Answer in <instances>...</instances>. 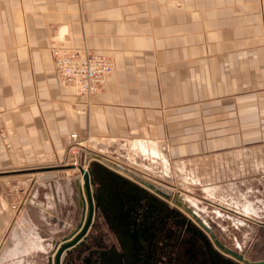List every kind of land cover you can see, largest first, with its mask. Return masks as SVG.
Returning a JSON list of instances; mask_svg holds the SVG:
<instances>
[{
    "label": "crops",
    "instance_id": "obj_1",
    "mask_svg": "<svg viewBox=\"0 0 264 264\" xmlns=\"http://www.w3.org/2000/svg\"><path fill=\"white\" fill-rule=\"evenodd\" d=\"M57 47L113 58L106 90L85 98L65 88ZM0 107V251L16 213L35 226L26 206L33 191L38 217L59 218L72 181L12 174L61 162L72 134L102 145L141 141L188 169L229 171L264 147H255L264 143V0H0ZM94 163L97 180L115 181Z\"/></svg>",
    "mask_w": 264,
    "mask_h": 264
},
{
    "label": "rangeland",
    "instance_id": "obj_2",
    "mask_svg": "<svg viewBox=\"0 0 264 264\" xmlns=\"http://www.w3.org/2000/svg\"><path fill=\"white\" fill-rule=\"evenodd\" d=\"M0 110L2 120L3 110L1 107ZM78 142L81 143V146L74 153L70 148L73 144V141L71 142L67 150L68 153L61 162L50 161L40 166V168L47 169L12 174L15 175L12 179L20 181L41 177L42 174L60 175L62 183L66 182V185L69 186V181H72L73 185L71 188L63 187V195L67 197L68 202L66 203L65 200V203L59 206V213H57L59 218L48 213H44L43 216L41 213L38 217V214L35 213L38 208H35L34 204V197L37 193L33 191L26 206L30 214L33 212L36 215L34 220L36 224L35 226L30 224L27 213L24 215V219L16 213L13 230L9 233L6 244H3L0 251V264H50L51 257L52 264L55 263L58 249L52 255L54 244H60L59 247H61L62 240L77 230L78 224L83 223L85 214L89 211L84 174L87 172L90 174V164L93 162L95 165L99 162L103 163L112 169V174H108L110 175L108 178L115 180L114 185L119 189V195H123V189L130 190L133 186L137 188L141 184L164 198H166L164 195L172 194L174 205L192 216L195 215L196 220L202 221L209 228L210 235L218 237L228 246L242 248L254 260L264 259V227L260 228L255 224H249V226H240L242 230L236 231L234 228L241 224L239 220L238 223L233 220L234 225L228 216L223 215V211L219 221L216 215V211H219L218 206L232 209L238 207V212L244 213L245 211L259 216L260 218L254 217V219L264 223V179H262L264 169L257 170L260 169L258 163L264 164V147L261 152H257L258 149H255L254 155L249 153V155L237 157L238 162H234V165L237 164V166H231L229 171L208 172L204 171L207 167L203 169L204 165H197V162L191 167L192 170L188 169V166H183L181 162L170 159L168 161L164 149L160 150L164 153L166 160L155 156L149 158V156L134 151L136 143L133 140L127 141L126 145L119 142L104 143L103 145L94 142L93 144L88 139H78ZM259 146H264V143L255 147ZM243 162L248 163V167H245L249 169V176H251L248 181H246V173L240 170V163ZM51 166H57L60 168L58 171L61 172L49 173L48 171L57 170L55 167L49 168ZM85 170L87 172L84 173ZM91 174L97 186H103L102 179L99 178L98 181L96 173L91 172ZM6 176L7 174H0V180H5ZM220 178L225 179L219 181ZM74 180L77 181L76 191ZM11 189V193L15 197L14 209L15 211L17 208L21 210L22 199L18 198L21 196V183L13 184ZM99 191L103 196L107 194L102 187L99 188ZM44 205L47 206L46 203ZM246 207L251 211H246ZM200 210L205 211L204 214ZM101 221H104L103 217Z\"/></svg>",
    "mask_w": 264,
    "mask_h": 264
},
{
    "label": "flooded vegetation",
    "instance_id": "obj_3",
    "mask_svg": "<svg viewBox=\"0 0 264 264\" xmlns=\"http://www.w3.org/2000/svg\"><path fill=\"white\" fill-rule=\"evenodd\" d=\"M91 177L95 183L93 186L89 179L94 203L99 204L96 220L91 233L68 252L64 264H264V259L254 260L242 248L228 246L210 235L209 228L195 215L174 205L172 194L164 198L141 184L138 187L145 191L133 186L123 189L121 196L115 181L97 186ZM101 187L107 192L105 196L100 194ZM218 208V221L223 211L232 224L241 222L236 231L249 224L264 227L254 219L259 216L238 212V207Z\"/></svg>",
    "mask_w": 264,
    "mask_h": 264
},
{
    "label": "built area",
    "instance_id": "obj_4",
    "mask_svg": "<svg viewBox=\"0 0 264 264\" xmlns=\"http://www.w3.org/2000/svg\"><path fill=\"white\" fill-rule=\"evenodd\" d=\"M55 72L61 84L78 96L92 98L100 95L114 74L116 65L112 58L71 48L54 49ZM2 112L0 110V120ZM6 139V135L3 134ZM78 135L72 134L73 153L81 146ZM11 148V144L7 145Z\"/></svg>",
    "mask_w": 264,
    "mask_h": 264
},
{
    "label": "water",
    "instance_id": "obj_5",
    "mask_svg": "<svg viewBox=\"0 0 264 264\" xmlns=\"http://www.w3.org/2000/svg\"><path fill=\"white\" fill-rule=\"evenodd\" d=\"M86 180H87V196H88V200H89V214H88V217L85 220L84 225L82 224V222L78 224V226H77V228H78L77 235H75V237H74V239L72 241L69 240L71 238V236L69 237V239L67 238L68 240L65 239L64 243L61 245V247L59 249V252H58V254L56 256V261H55L56 263L55 264H62L61 263V256L63 255V253L65 251H67L68 249L76 246L79 243V241L84 239L85 236L87 235L90 227H92L93 224H94L93 223L94 206H93V202H92V194H91L90 187H89V184H88V177H86ZM91 182H92V185L94 186L95 183H94L92 177H91ZM95 198L97 199L96 195H95ZM98 205L99 204L97 203L96 209H97ZM51 263H52V259H50V264Z\"/></svg>",
    "mask_w": 264,
    "mask_h": 264
},
{
    "label": "bare ground",
    "instance_id": "obj_6",
    "mask_svg": "<svg viewBox=\"0 0 264 264\" xmlns=\"http://www.w3.org/2000/svg\"><path fill=\"white\" fill-rule=\"evenodd\" d=\"M140 142H141V141H140ZM140 142H136V146H135V148H133L134 151H138V152L144 154L145 156H149V158H150V156H155V157L162 158V159H165V160H166V158H165V156H164V153L160 150V148H157V149H156L155 147H152V148L150 149V147H148L147 145L143 144L142 142L140 143ZM96 157H97V156H96ZM97 158H99V157H97ZM99 161H101L100 158H99ZM84 175H85V179H86V177H88V184H89L90 191H91V194H92L91 184H90V180H89V179H91V175L89 174V172H87V174H84ZM184 175H185V174H184ZM86 192H87V180H86ZM87 197H88V196H87ZM88 202H89V200H88ZM92 202H93V206H94V215H93V223H94V221L96 220V218H95V211L97 212V209H96V205H97V204L94 203L93 194H92ZM82 224H83V223H82ZM91 229H92V227H90V229H89V231H88V233H87V236H88V234L91 233ZM77 230H78V228H77ZM77 230H76L73 234L70 235V236H71L70 239H69L70 236L65 237V238L62 240V244L64 243L65 239H66V240L69 239V240L72 241V240L74 239L75 235H77ZM78 233H79V232H78ZM67 238H68V239H67ZM82 240H83V239H82ZM82 240H81V241H82ZM81 241H79L78 244H80ZM78 244H77V245H78ZM59 245H60V244H56V243L54 244V252L52 253V255L55 254V252H56L57 249H58V252H59V249H60ZM73 248H74V247L68 249L67 251H65V252L63 253V255L61 256V263H62V264H64V261H65V259H66L67 254H68V251H70V250L73 249ZM58 252H57V254H58ZM57 254H56V256H57ZM50 259H52V257H51ZM55 261H56V258H55ZM55 263H56V262H55ZM51 264H52V263H51Z\"/></svg>",
    "mask_w": 264,
    "mask_h": 264
}]
</instances>
